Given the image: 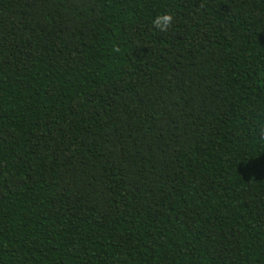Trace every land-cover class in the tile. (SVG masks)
Segmentation results:
<instances>
[{
  "label": "trees",
  "instance_id": "trees-1",
  "mask_svg": "<svg viewBox=\"0 0 264 264\" xmlns=\"http://www.w3.org/2000/svg\"><path fill=\"white\" fill-rule=\"evenodd\" d=\"M0 264H264V0H0Z\"/></svg>",
  "mask_w": 264,
  "mask_h": 264
},
{
  "label": "clouds",
  "instance_id": "clouds-1",
  "mask_svg": "<svg viewBox=\"0 0 264 264\" xmlns=\"http://www.w3.org/2000/svg\"><path fill=\"white\" fill-rule=\"evenodd\" d=\"M173 14L165 12L152 20L153 28L160 32H167L173 22Z\"/></svg>",
  "mask_w": 264,
  "mask_h": 264
}]
</instances>
